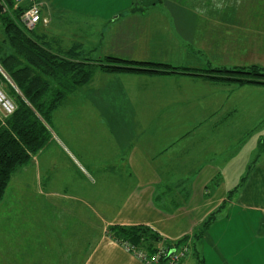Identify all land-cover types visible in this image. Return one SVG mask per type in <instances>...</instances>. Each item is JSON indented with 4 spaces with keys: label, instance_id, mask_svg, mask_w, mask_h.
I'll list each match as a JSON object with an SVG mask.
<instances>
[{
    "label": "crops",
    "instance_id": "crops-1",
    "mask_svg": "<svg viewBox=\"0 0 264 264\" xmlns=\"http://www.w3.org/2000/svg\"><path fill=\"white\" fill-rule=\"evenodd\" d=\"M35 1L48 20L35 31L60 52L79 46L90 57L196 70L264 67V17L248 6ZM63 103L68 138L52 130ZM50 131L0 202L2 244L14 232L18 246L0 251V264H36L46 255L25 251L32 232L36 249L42 233L55 250L46 264H143L111 227L146 226L163 238L159 245H173L218 210L196 246L204 264H264V85L96 70L55 109ZM181 264H200L192 246Z\"/></svg>",
    "mask_w": 264,
    "mask_h": 264
},
{
    "label": "trees",
    "instance_id": "trees-1",
    "mask_svg": "<svg viewBox=\"0 0 264 264\" xmlns=\"http://www.w3.org/2000/svg\"><path fill=\"white\" fill-rule=\"evenodd\" d=\"M29 5V0L20 3L0 0V65L14 86L1 74L0 83L8 85L6 94L16 105L14 113L4 125H0V202L12 174L50 140V124L55 109L76 89L89 83L96 70L107 73L194 74L238 85H264V67L257 65L196 70L115 56L93 59L81 53L79 46L60 52L48 45L35 29L28 30L24 26L21 17ZM218 211L211 213L195 234L174 243L192 241L191 246L200 264H204V260L196 246ZM110 234L119 244L127 242L141 250L150 249L149 253L154 252L157 249L155 244L163 239L146 226H114Z\"/></svg>",
    "mask_w": 264,
    "mask_h": 264
},
{
    "label": "built area",
    "instance_id": "built-area-1",
    "mask_svg": "<svg viewBox=\"0 0 264 264\" xmlns=\"http://www.w3.org/2000/svg\"><path fill=\"white\" fill-rule=\"evenodd\" d=\"M20 3L25 0H15ZM30 5L22 14V22L28 30H34L40 24H47L48 20L42 17L41 8L35 0H29ZM0 74L8 81L10 79L0 65ZM16 110L15 103L8 97L0 83V125L5 124V120ZM128 252H131L143 264H181L190 253V241L181 242L174 245H160L157 249L149 253L145 250L138 249L131 244L121 243Z\"/></svg>",
    "mask_w": 264,
    "mask_h": 264
},
{
    "label": "rangeland",
    "instance_id": "rangeland-1",
    "mask_svg": "<svg viewBox=\"0 0 264 264\" xmlns=\"http://www.w3.org/2000/svg\"><path fill=\"white\" fill-rule=\"evenodd\" d=\"M137 1L140 2L142 0H137ZM163 1H165V0H153V4H154V2H156L158 5H160ZM180 2L191 3L192 1L191 0H181ZM214 2L217 4V6L221 2V3L226 4V6H230L233 8H239L241 6H244V7L248 6L252 9L258 10V15L261 17H264V0H226V1L216 0ZM180 32L181 31H178L177 35H181ZM117 50L120 52L128 51L127 49H122L121 47H117ZM105 56H109V55H104L102 57H105ZM110 56H112V55H110ZM113 56H115L117 58L126 59L124 57H119V56H125V55H119V54L117 55L116 54ZM90 58L98 59L100 57H99V55H97V56H92ZM129 60H132V59H129ZM147 62H149V61H147ZM225 65H228L229 68H234L233 67L234 65H230L229 63H226ZM230 66H232V67H230ZM207 68H209V67H207ZM63 105H65V106H63ZM63 105L58 108L59 110L57 109L58 111H56V113L54 115L52 130H53L54 137L59 136V137H67L68 138V131H66V129H68V108H69V106H68V104H64V103H63ZM253 140H254V136H250V138H249V149L250 150L254 146V144L252 142ZM261 151H262V147L260 146V147H258V150L256 151V154L253 155V157L256 158ZM7 217H10V216H7ZM32 227H33V225H29L28 229L31 230ZM32 233L30 234V240H28L25 251H34V250L35 251L36 250L37 251H44V252L46 251L45 252L46 255L39 256L35 260L36 264H38V263L46 264V262L49 261L48 255L50 254V256H51L52 252L55 250L49 252V249H47L48 242H46L47 237L46 236L43 237L42 233H41L40 238H39V242H40L41 246H38L37 247L38 249H36V247H34V245H33ZM13 236L16 239V235L14 232H12V237ZM15 239L13 238L7 242L8 243V247H6L7 251H17V248H16V247H18L17 241H16L17 239L16 240ZM191 242H190V247H191ZM14 243L16 244V247H15ZM3 248H4V246L2 244L1 231H0V251H6V249L5 248L3 249Z\"/></svg>",
    "mask_w": 264,
    "mask_h": 264
},
{
    "label": "water",
    "instance_id": "water-1",
    "mask_svg": "<svg viewBox=\"0 0 264 264\" xmlns=\"http://www.w3.org/2000/svg\"><path fill=\"white\" fill-rule=\"evenodd\" d=\"M10 79V78H9ZM10 82L13 84V82L10 80ZM14 85V84H13Z\"/></svg>",
    "mask_w": 264,
    "mask_h": 264
},
{
    "label": "bare ground",
    "instance_id": "bare-ground-1",
    "mask_svg": "<svg viewBox=\"0 0 264 264\" xmlns=\"http://www.w3.org/2000/svg\"><path fill=\"white\" fill-rule=\"evenodd\" d=\"M38 2V1H37Z\"/></svg>",
    "mask_w": 264,
    "mask_h": 264
}]
</instances>
